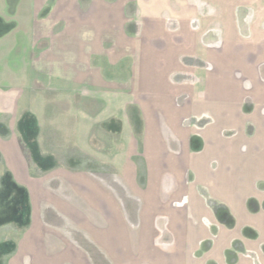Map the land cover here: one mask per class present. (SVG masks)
I'll return each instance as SVG.
<instances>
[{"label":"rangeland","instance_id":"rangeland-1","mask_svg":"<svg viewBox=\"0 0 264 264\" xmlns=\"http://www.w3.org/2000/svg\"><path fill=\"white\" fill-rule=\"evenodd\" d=\"M8 1L12 9L17 2H23ZM59 1L57 4V0H49L44 7L38 4V10L31 11L33 21L21 9L19 19L9 25V40L0 42V82L11 85L13 108L10 120L0 121V133L8 137L12 131L8 139L12 150L23 144L27 157L38 166L21 169L19 158L13 157V169L0 170V232L7 231L8 235L29 224L23 214L31 207L30 194L67 192L68 187L60 183L62 171L47 168L57 164L50 162L54 156L50 149L61 151L66 147L68 122L63 115L70 109L77 112L85 108L79 106L85 98H106L104 101L109 104L102 114L121 115L120 119L109 121V129L113 132L125 125L128 140L133 127L132 98L136 102L140 98L136 95L137 83L132 80L133 60L139 46L144 44L145 50L150 45L139 39L137 0H80L86 6L80 10H71L67 0ZM242 93L243 90L221 91L220 98H237ZM35 99L45 114V150H41L37 137L39 122L29 108ZM73 99L77 106L72 104ZM246 99L251 100L249 96ZM246 99L242 97L235 106L220 105L215 121L208 114L193 115L192 121L187 118V127H182L180 119L184 112H191V106L183 110L180 102L173 104L167 96L151 94L150 99L147 95L143 106L137 104V115H141L139 120L146 119L151 103V154H134L136 162L129 157L124 163L127 169L121 185L104 187L108 192L122 194L125 200L136 199L131 207L134 215L131 209L125 210L135 222L146 223L150 209L169 211L170 214L156 213V232L161 241L168 237L166 243L171 246L174 229L178 239L180 234L186 235L187 264L211 261L214 257L215 264H237L235 254L243 255L248 264H264V255L257 251L261 247L264 250V213L245 212L248 198L255 197L257 203L264 198V107L257 113L263 119V128L256 131L251 120L256 109L252 104L245 105ZM158 103H163L165 109L160 118ZM168 108L172 115L165 119ZM144 122L134 123L136 135L143 134ZM261 143L263 152L259 153L257 145ZM82 157L74 156L79 161L74 165L104 166L91 161L89 155ZM92 172L112 178V183L122 180L115 171L93 168ZM52 174L56 177L50 178ZM41 178L48 182L41 185ZM23 197L28 202L24 203ZM231 210L239 218H233ZM235 219L245 225L241 231L234 224ZM246 220L254 224H245ZM183 224L186 228H182ZM240 235L246 238V246L237 240Z\"/></svg>","mask_w":264,"mask_h":264},{"label":"crops","instance_id":"crops-1","mask_svg":"<svg viewBox=\"0 0 264 264\" xmlns=\"http://www.w3.org/2000/svg\"><path fill=\"white\" fill-rule=\"evenodd\" d=\"M22 1L12 9L11 1L0 0V42L9 40L12 33L9 25L19 19L21 9L33 21L31 11L38 10V4L44 7L49 0ZM59 2L57 0V4ZM66 3L71 10L86 9L80 0H67ZM135 8L138 9L139 39L150 46L144 50L142 44L134 55L132 80L133 84L137 83L136 95L140 98L137 99L139 102L132 98L135 112L131 115V138L126 140L125 125L113 132L109 129V121L121 115L102 114L109 104L108 101L105 103L106 98H85L79 104L85 108L77 112L70 109L63 115L68 122L66 147L61 151L50 149L54 155L50 162L57 164L47 168L62 171L60 183L68 187L67 192L30 194L31 207L23 214V220H28L29 224H23L14 234L0 232V264H187L189 239L186 235L180 234L178 239L174 229L171 246L166 243L168 237L161 241L156 232V213L170 214L169 211L150 209L146 223L135 222L133 216L129 219L125 210L131 209L130 213L134 215L131 207L135 206L136 199L125 200L122 194L104 189L121 185L123 172L127 169L124 163H128L129 157L134 159V154H151V103L144 115L145 122L139 120L137 104L143 106L147 95L151 99L152 94L167 96L173 104L180 102L183 110L191 106V112H184L180 119L181 126L187 127V118L192 121L193 115L208 114L210 120L215 121L220 105L235 106L242 97L249 96L251 100L246 99L245 105L252 104L256 109L251 117L253 127L256 131L263 128L260 124L263 119L257 113L264 107V0H137ZM231 90H243V93L237 98L236 95L220 98L221 91ZM11 100V85L0 82V121L10 120ZM32 104L35 108L32 105L29 108L40 126L37 137L41 150H45V114L42 106L38 108L37 99ZM72 104L77 106L76 99ZM24 108L27 109V105ZM157 108L160 118L165 111L163 103H158ZM168 110L165 119L172 115ZM137 121L144 122L141 136L135 133ZM11 133L8 137L0 133V170L13 169V157L14 160L19 158L21 169L38 168L31 157H27L23 144L12 150V141L8 140ZM257 150L263 152L262 143L257 145ZM76 155L81 158L89 155L91 161L104 166L74 165L79 162L74 158ZM134 160L136 162V157ZM93 168L115 171L122 180L115 179L112 183L109 181L112 178L95 175ZM83 173L82 177L77 176ZM39 180L41 185L48 182L44 178ZM25 198L22 199L24 203L28 202ZM254 198L247 199L245 212L264 213V198L260 203ZM27 212H30V220ZM230 214L239 218L234 210ZM207 216L212 218V215ZM235 220L234 224L241 231L245 225H241L239 219ZM244 223L254 224L251 220ZM182 228H186L185 224ZM237 240L246 246L244 236L240 235ZM245 246L242 247L246 249ZM261 248L257 250L260 251L258 254L264 255ZM240 256L235 254L237 264H248L243 255ZM214 258L197 264H215Z\"/></svg>","mask_w":264,"mask_h":264}]
</instances>
